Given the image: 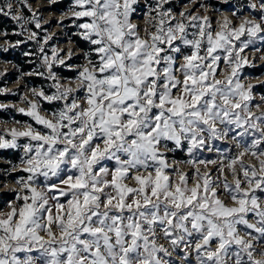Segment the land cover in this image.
Listing matches in <instances>:
<instances>
[{
	"label": "snow or ice",
	"instance_id": "obj_1",
	"mask_svg": "<svg viewBox=\"0 0 264 264\" xmlns=\"http://www.w3.org/2000/svg\"><path fill=\"white\" fill-rule=\"evenodd\" d=\"M14 3L32 9L0 3L15 34L29 33L16 45L31 40L43 53L45 71L26 75L54 91L31 88L17 109L31 122L0 131V150L20 153L11 171L25 174L0 210V264H264V111H253L262 105L242 81L251 61L241 55L264 42V0L249 5L258 20L237 27L224 16L218 29L208 15L177 16L171 0H144L143 30L133 22L141 0H72L62 16L88 45L82 65H66L71 49L49 56L51 35L41 43L25 27L43 22ZM61 65L76 77L62 83ZM229 140L232 156L215 143ZM177 151L188 159H170Z\"/></svg>",
	"mask_w": 264,
	"mask_h": 264
},
{
	"label": "rangeland",
	"instance_id": "obj_2",
	"mask_svg": "<svg viewBox=\"0 0 264 264\" xmlns=\"http://www.w3.org/2000/svg\"><path fill=\"white\" fill-rule=\"evenodd\" d=\"M60 0H27L28 4L31 6L32 11H29L28 7L21 5H17L14 3L13 10H17L18 8L22 11V14L26 17H31L32 12H36L39 16L42 23L41 29H36L35 25L32 23L25 24V27L30 29L31 31H35L38 33V38L40 39L41 43L43 42V38L45 36L51 35L52 39L49 40L48 44L44 45L45 52L50 56L52 47L58 48L60 51V55L64 56L65 53L71 49L75 52V55L71 59H66V65H82L84 63L83 60V49L78 48L77 44L73 41V33L79 31L71 26V20L67 17H63L62 14L67 12L69 5L72 3L70 0V4L66 5L64 9H57L55 7V3ZM3 2V0H1ZM151 2V0H150ZM250 3H259V0H228L227 3L224 0H195V2H191V0H171V7L174 13L179 14V12L184 11L186 13L191 12L196 15H208L212 20V26L214 29L219 28V23L223 22L224 16H227L228 19L232 20L233 26H239L242 19H253L259 17V11L253 10L249 5ZM207 5L208 7H201V5ZM187 5V7H185ZM168 7V5H166ZM23 8L26 12L23 11ZM144 0H141L140 4V11L134 17L133 22L138 25V27L143 30L146 26L145 18L143 16L144 12ZM233 11L236 12V16H233ZM231 15V16H230ZM63 19V25H67V27L61 25L57 26V22ZM13 21V20H12ZM16 30L15 33L22 31L18 24L13 21ZM0 33H4L0 31ZM143 35V31H141ZM29 35L28 32H25L24 35H17V40H25L26 37ZM71 39V43L69 42ZM16 41H8L5 35L0 34V88L6 89L7 91L0 94V96H4V100H0V103H4L9 105L10 107L6 110H0L4 112V118L0 117V131H3L5 128L11 127H19V125L15 124L13 121L20 120V121H27L31 122L30 118L23 116L20 114L17 109L21 107H27L25 103H22V98L27 97L29 99H33L31 95L30 89L33 88L31 84L26 81V73L34 72V71H45L41 65V58L43 53L38 52V44L34 41L29 40L31 42V46L33 50H35V54L31 52L29 62L33 65L31 69L26 72H19L18 68L13 64L11 61L13 52L16 51ZM21 43V44H28ZM85 42V41H84ZM86 43V42H85ZM87 44V43H86ZM88 47V45H87ZM259 47L261 49L260 52L254 51V48ZM6 49V50H5ZM87 50V49H85ZM11 51L9 54V58L7 59L8 52ZM24 51H21V54L24 55ZM241 55H247L249 60L251 61L250 65H245L242 69V81L245 84H252L253 87V101L252 104H260L262 105L260 110L253 108V111H256L259 114L260 111H264V101L261 100V97H264V59H261V56L264 55V42H258L254 46H250L249 49L245 50V53ZM6 57V58H5ZM254 65V66H253ZM39 66V67H38ZM60 69L66 72H71L72 76L66 77L64 73L60 72ZM57 75L61 78L62 83H67V79H74L79 71L76 68H69L64 65L61 66H54L53 69ZM59 70V71H58ZM25 74V75H22ZM45 75L47 73L45 72ZM33 76V75H31ZM40 79L44 80V86L48 90V94H51L53 89L49 88V84L52 83L51 81L45 80L43 77ZM222 78V77H221ZM37 89L42 88V86L35 87ZM16 93V95H13ZM46 103V102H45ZM53 107V106H52ZM16 115L20 117L17 118ZM7 121V123H5ZM251 139V138H249ZM216 145L223 149V150H230L228 151V155L232 156L235 155L239 149L236 148L235 143L231 140L229 141H217L215 142ZM2 151V150H1ZM4 151V150H3ZM7 154L13 155L16 159V163H13L9 159H1L0 158V210L7 211L6 204L9 200H13L15 197V191H19L18 186L15 184V179L21 175H25L20 171H11L12 166L19 163V156L20 153L15 150H5ZM170 159L175 160H187L186 152L177 151L176 153H169ZM204 157L209 159H216L217 153L212 152H205ZM246 164H255L257 163L255 159L251 156L245 157ZM183 171L187 172L191 175L194 171L190 166H186L184 164L178 165ZM202 167V166H201ZM209 168L212 170L213 173L216 172V166L209 165ZM203 170V167H202ZM227 173V170H226ZM228 181L231 183L232 176L230 173H227ZM15 190V191H12ZM3 193V196L1 195ZM7 196V197H6ZM224 198V197H222ZM226 203H231L227 199H225ZM164 243L167 247V242L163 239L160 241ZM259 250V249H258ZM177 264H180V261L177 260ZM194 264V262H193Z\"/></svg>",
	"mask_w": 264,
	"mask_h": 264
},
{
	"label": "trees",
	"instance_id": "obj_3",
	"mask_svg": "<svg viewBox=\"0 0 264 264\" xmlns=\"http://www.w3.org/2000/svg\"><path fill=\"white\" fill-rule=\"evenodd\" d=\"M0 3H2L1 0H0ZM69 4H70V0H60V1L55 3V7L57 9H64L65 6L69 5ZM23 11L26 12V10L24 8H23ZM15 30H16V26L10 18L0 16V31L7 33V35H5V37L8 41L14 42L17 40L18 37L15 34ZM72 38H73V41L77 44L78 48L83 49V50L87 49V44L83 40H81L78 36L73 35ZM30 46H31V42H28L27 45L26 44L16 45V48H15L16 51L13 52V54L11 55L12 56L11 61L18 68L19 72H26V71L30 70L31 66L33 65L32 63L29 62L30 55L26 56V55L21 54V51L29 52V53L32 52L35 54V50H33V48ZM10 52L11 51H9L8 55H6L7 59L9 58V54H11ZM60 72L64 73V76H66V77L72 76L71 72L65 73V71L62 69H60ZM26 81L29 84H31L32 87L42 86V88L48 92V90L44 86V80L40 79V77H37L34 75L28 76V77H26ZM4 99H5L4 96H0V100H4ZM43 107L45 109H51L52 105H48L47 103H44ZM0 117L1 118L6 117L4 112L0 111ZM16 117L20 119V117L18 115H16ZM0 158L1 159H9L13 163H16L15 157H13V155H10V154L8 155L5 150L4 151L0 150ZM1 195L3 196V193ZM3 198H5V196H3Z\"/></svg>",
	"mask_w": 264,
	"mask_h": 264
},
{
	"label": "bare ground",
	"instance_id": "obj_4",
	"mask_svg": "<svg viewBox=\"0 0 264 264\" xmlns=\"http://www.w3.org/2000/svg\"><path fill=\"white\" fill-rule=\"evenodd\" d=\"M231 16V15H230Z\"/></svg>",
	"mask_w": 264,
	"mask_h": 264
}]
</instances>
